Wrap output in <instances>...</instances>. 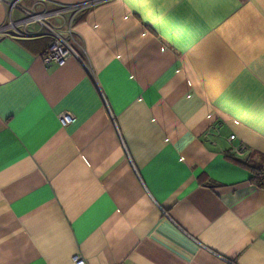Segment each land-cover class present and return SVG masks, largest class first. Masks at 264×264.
I'll return each mask as SVG.
<instances>
[{"label":"crops","instance_id":"crops-1","mask_svg":"<svg viewBox=\"0 0 264 264\" xmlns=\"http://www.w3.org/2000/svg\"><path fill=\"white\" fill-rule=\"evenodd\" d=\"M15 1L0 264H264V0ZM25 9L81 59L47 65L53 37Z\"/></svg>","mask_w":264,"mask_h":264},{"label":"built area","instance_id":"built-area-1","mask_svg":"<svg viewBox=\"0 0 264 264\" xmlns=\"http://www.w3.org/2000/svg\"><path fill=\"white\" fill-rule=\"evenodd\" d=\"M9 6H16V1L12 0H3ZM27 13L26 17V24L30 21H38L40 22L41 26L45 28L48 34L52 35L53 41L48 47L47 51L44 54V60L47 65L50 64H57V65H64L66 61L70 57H78L81 59L79 52L77 51L75 45L72 42V36L60 32L56 27L50 25L47 20V16L44 14L36 13L32 10L25 9ZM14 22L10 20L7 25L3 29L11 30V27ZM90 74L93 75V72L90 71ZM60 121L63 125H67L69 123H73L76 120V117L68 112H63L59 115ZM212 131L207 133L208 136H211ZM230 139H235V135H231ZM247 150L246 144H241L235 146V151L239 154L244 153ZM73 262L75 264H85V260L81 258L79 255H75L73 257Z\"/></svg>","mask_w":264,"mask_h":264},{"label":"trees","instance_id":"trees-1","mask_svg":"<svg viewBox=\"0 0 264 264\" xmlns=\"http://www.w3.org/2000/svg\"><path fill=\"white\" fill-rule=\"evenodd\" d=\"M253 179L259 186L264 187V163L254 168Z\"/></svg>","mask_w":264,"mask_h":264}]
</instances>
